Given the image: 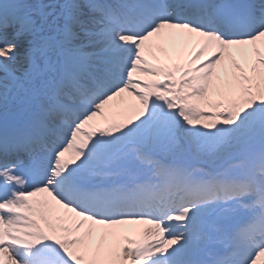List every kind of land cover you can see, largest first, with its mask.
Masks as SVG:
<instances>
[{
    "label": "snow or ice",
    "instance_id": "obj_1",
    "mask_svg": "<svg viewBox=\"0 0 264 264\" xmlns=\"http://www.w3.org/2000/svg\"><path fill=\"white\" fill-rule=\"evenodd\" d=\"M0 264H264V0H0Z\"/></svg>",
    "mask_w": 264,
    "mask_h": 264
}]
</instances>
